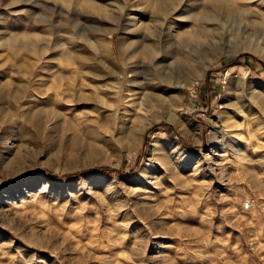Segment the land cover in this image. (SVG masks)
<instances>
[{"label": "rangeland", "instance_id": "obj_1", "mask_svg": "<svg viewBox=\"0 0 264 264\" xmlns=\"http://www.w3.org/2000/svg\"><path fill=\"white\" fill-rule=\"evenodd\" d=\"M193 2L161 24L151 0H0V83L35 72L49 98L26 134L0 129V264H264V0H219L212 22L184 18ZM141 19L165 47L182 34L166 71L189 83L142 112L129 79L165 64L142 76L124 50Z\"/></svg>", "mask_w": 264, "mask_h": 264}, {"label": "bare ground", "instance_id": "obj_2", "mask_svg": "<svg viewBox=\"0 0 264 264\" xmlns=\"http://www.w3.org/2000/svg\"><path fill=\"white\" fill-rule=\"evenodd\" d=\"M70 1V0H69ZM88 1V0H87ZM96 1V0H94ZM184 0H151V4L146 5L147 8H149L148 10L150 11V13H153V15H151L152 20L154 19L155 22L160 21L161 24H163L161 22V20H165L161 18L160 13H169L171 11H175L177 10L178 6L182 4ZM219 1V0H218ZM216 0H195V2H193L190 7V9H188L184 14V18L186 19H190V21L192 20H210V22L216 20V11L221 8H223L224 6V10L228 9L227 11H230V7L228 6V4L226 5H222L220 2H218ZM83 2V1H82ZM91 2V1H90ZM86 3L87 7L89 6L92 10L96 9L95 4H92V2L90 3ZM84 3V2H83ZM94 3V2H93ZM67 4V3H66ZM85 4V5H86ZM190 4V3H189ZM81 5V4H80ZM99 5H97L98 7ZM106 6V5H105ZM145 7V6H144ZM226 7V9H225ZM100 8V7H99ZM102 8V7H101ZM105 8V7H104ZM188 8V7H187ZM144 10V9H143ZM220 10V11H221ZM145 11V10H144ZM145 13V12H144ZM148 13V12H147ZM145 13V14H147ZM174 13V12H173ZM234 13V12H233ZM259 13V12H258ZM172 14V12L170 13ZM169 14V15H170ZM224 14V13H223ZM96 15V14H95ZM222 15V14H221ZM227 15V14H226ZM231 15V14H230ZM260 15V14H259ZM228 16V15H227ZM262 16V17H261ZM261 18L260 19H254L252 20V25L253 24H260V25H264V12L261 14ZM148 17V16H147ZM166 17V16H165ZM172 17V16H171ZM179 17V16H178ZM136 18V17H135ZM144 18V17H143ZM228 18V17H227ZM130 19V18H129ZM132 19V18H131ZM86 20V19H85ZM151 20V19H150ZM164 21V22H165ZM154 22V21H153ZM209 22V21H208ZM138 23V20H135V26H133V29H129L130 33V42L126 43V40H123L122 46L124 48V50L130 54L132 57V59L134 60V64L135 67L140 69V74L142 75L143 73V67L142 65H151V67H153L154 65L156 66V64L159 63H164L165 65H163L161 67L162 70V75L161 76H165V79L163 78H152L149 80H145V76L143 78L140 77V75H131V78L129 79V82L132 83L133 85H136V87L140 90L138 91H134L131 92L129 96H126L130 100L131 103L133 104V107H137L138 111H143L149 108L154 107V105H156L155 103L162 100L160 92L163 91V87L164 86H169L170 84H176L178 88L180 89H185L186 86L189 84H187V82L184 83H174L173 81H171V79H173V75L169 74L166 69H172V64L179 59V55L180 53H178L177 51H174V46L176 45H184V42L182 41V37L179 34H176L175 39L172 41V43H170V45L168 47H165L160 41H159V35L157 36V33H159V30H157V26L159 25H152L151 23L146 22L145 19H141L140 23ZM157 23V22H156ZM159 23V24H160ZM207 23V22H206ZM165 24V23H164ZM133 25V24H131ZM162 26V25H161ZM171 26V25H170ZM128 27V26H127ZM163 27V26H162ZM165 27V26H164ZM199 27V26H198ZM169 28V27H168ZM207 29V28H206ZM141 30L142 35L136 34L137 31ZM169 30V29H168ZM204 30V28H203ZM193 31V30H192ZM109 32V31H108ZM140 32V31H139ZM140 32V33H141ZM168 32V31H167ZM166 32V33H167ZM170 32V31H169ZM196 32V31H195ZM103 33V32H102ZM161 33V31H160ZM171 33V32H170ZM194 33V32H193ZM163 34V33H162ZM172 34V33H171ZM191 37L188 38H192L194 35L196 34H191V32H189ZM164 35V34H163ZM167 35V34H166ZM164 35V36H166ZM200 35V34H199ZM202 36V35H201ZM161 37V36H160ZM173 37V38H174ZM165 38V37H163ZM172 38V39H173ZM45 39V38H44ZM107 39V38H106ZM182 39V40H181ZM42 40V39H41ZM161 40V39H160ZM166 40V39H165ZM193 40V38H192ZM191 40V41H192ZM43 41V40H42ZM103 41V40H102ZM108 41V40H107ZM169 41V40H167ZM171 41V40H170ZM99 42V41H98ZM89 43V42H88ZM188 43V42H187ZM99 46H102L101 40L100 43H97ZM61 45V43H60ZM104 45V44H103ZM19 46V45H18ZM48 46V45H47ZM91 46V45H90ZM173 46V50L169 49L170 47ZM20 47V46H19ZM65 47V46H64ZM66 48V47H65ZM177 48V47H176ZM33 50V49H32ZM45 51V50H44ZM101 51V50H100ZM33 52V51H32ZM35 52V51H34ZM33 52V53H34ZM39 53V52H38ZM62 53V52H61ZM104 53V52H103ZM107 53V52H106ZM35 54V53H34ZM65 54V53H64ZM126 54V53H125ZM172 54V57L170 58L168 55ZM61 56V55H60ZM63 56V55H62ZM65 56V55H64ZM105 56V55H104ZM220 56H222L221 54H215L214 56L212 55V57L209 59V63H212V61L214 59L219 58ZM102 57V56H101ZM128 57V58H130ZM39 58V57H38ZM60 58V57H59ZM67 58V57H65ZM69 58V57H68ZM105 58V57H104ZM127 58V57H126ZM127 58V59H128ZM174 58V62L172 63L171 60H173ZM57 59V58H56ZM63 59V57H62ZM74 58L69 59V62L71 60H73ZM131 59V58H130ZM171 59V60H170ZM185 60V58H184ZM66 61V59L64 60ZM131 61V60H130ZM67 62V63H69ZM66 63V62H65ZM74 63V62H73ZM105 63V62H104ZM107 63V62H106ZM131 63V62H130ZM133 63V61H132ZM74 66V65H73ZM160 67V65H158ZM156 66V68L158 67ZM76 67V66H75ZM74 67V68H75ZM145 68V67H144ZM155 68V69H156ZM195 68V67H193ZM200 68V67H199ZM207 68V67H206ZM134 69V67H133ZM151 69V68H150ZM153 69V68H152ZM151 69V71H152ZM167 69V70H168ZM204 70V69H203ZM72 71V70H71ZM75 71V70H74ZM131 71V70H130ZM155 71V70H153ZM146 72V71H145ZM196 72V71H195ZM197 72H199L197 70ZM201 72V71H200ZM137 73V72H136ZM159 73V71H158ZM35 72H31V77L24 79L22 77H18V78H13L10 77L9 81L7 83H5L3 85V83H0V129H2L3 131L7 130L8 133V137L12 138L13 135H15L14 133H17V131H19V133L24 134L25 133V128L26 126H30V125H34L37 126L40 122V118L43 115V110L44 108L42 106H40V104H44L49 98L44 99L43 101H40V99L37 98V95L35 93L37 92H33L34 89L38 88L37 85H40V81L34 79L35 76ZM61 74V73H60ZM64 74V73H63ZM134 74V73H133ZM156 74V73H154ZM196 74V73H195ZM58 75V74H57ZM148 75V74H146ZM11 76V75H10ZM37 76V75H36ZM56 76V74H55ZM61 76V75H60ZM63 76V75H62ZM119 76V75H118ZM143 76V75H142ZM148 77V76H147ZM186 77V76H185ZM64 78V77H62ZM68 78V77H67ZM167 78V79H166ZM70 79V78H69ZM43 80V79H42ZM155 80V81H154ZM115 81V80H114ZM74 82V80H73ZM70 83V82H69ZM114 83V82H113ZM73 85V83H71ZM75 84V83H74ZM106 86V85H105ZM111 86V85H110ZM107 87V86H106ZM105 87V88H106ZM112 87V86H111ZM99 89V87H97ZM96 88V89H97ZM110 88V87H109ZM168 87H166L167 89ZM66 89V88H65ZM71 89V88H70ZM70 89H66V90H70ZM95 89V88H94ZM102 89V88H101ZM107 90H109L108 88H106ZM121 89V84H120V79L118 81L115 82V87H114V91L117 94H120V90ZM165 89V90H166ZM169 89V88H168ZM66 90L61 89L59 92V99L57 102H60V107H64L67 106L68 108L70 107L71 102L74 100L73 99V93L70 92L68 93ZM100 90V89H99ZM164 90V91H165ZM97 91V90H96ZM131 91V90H130ZM142 91V92H141ZM40 92V91H39ZM105 92V91H104ZM43 93V92H42ZM39 94V93H38ZM153 99H155V103H150L151 101H153ZM76 100V99H75ZM7 102H9L12 106L13 109H15L16 114L17 113V107L19 104H23L24 105V111H23V118L24 121H20V119L18 118H11V119H6L7 114L5 112H3V106L4 104H6ZM126 104V103H124ZM130 104V103H129ZM159 104V103H157ZM161 104V103H160ZM26 105V106H25ZM127 106V104H126ZM160 106V105H158ZM27 108V109H26ZM59 108V107H58ZM57 108V110H58ZM56 111V109H55ZM151 111V110H150ZM61 111L58 110V114H62L63 113H59ZM137 112V114H141ZM16 114L12 115L15 116ZM54 115H56V113H53ZM12 116V117H13ZM62 118V117H61ZM44 119V118H43ZM148 122L144 123L141 126V130L145 129L147 127ZM42 126V125H41ZM9 127V128H8ZM18 129V130H17ZM10 134V136H9ZM26 134V133H25ZM17 135V134H16ZM19 135V134H18ZM30 137V136H29ZM28 137V138H29ZM16 138V137H15ZM25 138V137H24ZM227 138V137H226ZM228 140V139H227ZM238 147V146H237ZM239 152L241 149H238ZM19 158V157H18ZM21 159V158H20Z\"/></svg>", "mask_w": 264, "mask_h": 264}, {"label": "built area", "instance_id": "obj_3", "mask_svg": "<svg viewBox=\"0 0 264 264\" xmlns=\"http://www.w3.org/2000/svg\"><path fill=\"white\" fill-rule=\"evenodd\" d=\"M248 207H249V204L246 205V208H248Z\"/></svg>", "mask_w": 264, "mask_h": 264}]
</instances>
